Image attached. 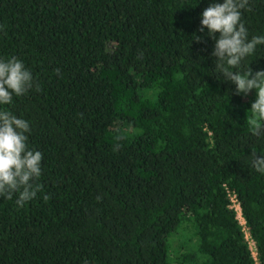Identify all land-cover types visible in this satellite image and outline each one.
<instances>
[{"label": "trees", "instance_id": "obj_1", "mask_svg": "<svg viewBox=\"0 0 264 264\" xmlns=\"http://www.w3.org/2000/svg\"><path fill=\"white\" fill-rule=\"evenodd\" d=\"M212 2L0 0V59L40 85L0 108L43 155L36 198L0 197V264H264L256 90L236 95L215 69L198 30ZM249 6V39L264 36V0ZM243 64L264 70V45Z\"/></svg>", "mask_w": 264, "mask_h": 264}, {"label": "clouds", "instance_id": "obj_2", "mask_svg": "<svg viewBox=\"0 0 264 264\" xmlns=\"http://www.w3.org/2000/svg\"><path fill=\"white\" fill-rule=\"evenodd\" d=\"M242 10H251L249 0L212 2L203 10L198 30L204 32L206 28L208 35L215 40L211 53L217 58L215 69L222 74L223 80L235 84V94L246 96L256 90L248 124L251 134L260 138L264 137V70L253 71L250 64L245 68L243 61L255 53L257 46L264 45V36L249 39L248 29L242 21ZM33 87L40 90L23 61L16 57L0 59V105L12 104L13 96L21 97ZM30 131L28 121L0 108V197L12 199L13 194H18V207L36 198L41 191V186L34 181L42 175L43 155L38 150L29 149L26 133ZM250 156L252 168L264 174V153L257 155L252 149ZM44 199L48 197L44 196Z\"/></svg>", "mask_w": 264, "mask_h": 264}, {"label": "rangeland", "instance_id": "obj_3", "mask_svg": "<svg viewBox=\"0 0 264 264\" xmlns=\"http://www.w3.org/2000/svg\"><path fill=\"white\" fill-rule=\"evenodd\" d=\"M235 214H236V217L238 218V221H243L241 216H240V214L237 211H235ZM184 233H186V237L189 235L188 223L181 222V226L178 228L177 233L176 232L173 233V235L171 236L170 239H169L170 236L168 237V239H169V248H171L170 251H169V255H173V253L174 254L176 253V249L175 248L182 244V241H183L182 239L185 238V237H182V235H184ZM247 240H248L249 247H252L253 246L252 241H250L249 239H247ZM192 241H193V237H191L190 243H192ZM183 243H186V240H184ZM180 250H183V248H181Z\"/></svg>", "mask_w": 264, "mask_h": 264}, {"label": "built area", "instance_id": "obj_4", "mask_svg": "<svg viewBox=\"0 0 264 264\" xmlns=\"http://www.w3.org/2000/svg\"><path fill=\"white\" fill-rule=\"evenodd\" d=\"M229 199H230L229 206L233 207V209L240 214L239 205H238L237 201L235 200V197H234V195L232 193L231 194L229 193ZM239 222H243V221H239ZM247 239H249V238L247 237ZM249 248H250L251 254L254 256L255 252H254L253 246L249 247Z\"/></svg>", "mask_w": 264, "mask_h": 264}]
</instances>
